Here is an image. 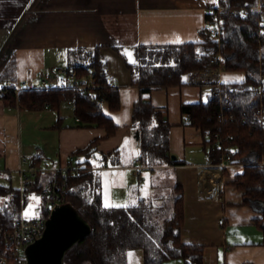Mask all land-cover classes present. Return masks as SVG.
<instances>
[{
    "label": "trees",
    "instance_id": "1",
    "mask_svg": "<svg viewBox=\"0 0 264 264\" xmlns=\"http://www.w3.org/2000/svg\"><path fill=\"white\" fill-rule=\"evenodd\" d=\"M262 13L264 0H217V6L207 12L206 21L217 16L222 23L219 36L214 37L209 27L204 26L198 31L199 41L139 44L133 48L134 63L122 56L138 91L131 128L135 134L139 131V160L148 169L185 164L171 159L172 125L166 117L167 110L151 102V94L171 87L196 84L202 87L205 83L210 86L205 101L181 103L180 113L188 125L201 132L210 164H219L229 157L230 164L243 165V171L235 175L231 184L243 192L244 204L262 210V217L255 222L262 231L264 246V90L252 88L261 85L264 75ZM215 56L219 60L211 63ZM68 57L74 64L67 69L78 77L93 73V86L85 90L64 86L23 89L17 93L12 61L0 75L3 82L0 99L20 110H38L48 103V107L60 111L64 103L71 101L81 126L104 129V139L114 136L120 126L112 114L120 110L121 89L113 83L100 47L70 50ZM211 67H222L225 73L242 74L243 78L230 81L206 78ZM6 82L12 85L6 86ZM102 139H94L71 153L80 176L71 170L58 176V182L68 192L67 204L91 227L89 235L67 252L64 263L127 264L128 251L141 249L144 264H165L174 259L185 264H203L204 246L184 244L181 240L185 219L182 186L175 185L172 194L161 198L157 205L139 198L132 205L105 207L101 173L92 161ZM40 159L38 154L31 158L38 165ZM100 159L121 164L119 149L101 153ZM43 185L37 180L25 189V205L33 192L42 196ZM20 211L19 188L0 185V254H6L5 233L13 228ZM39 215L46 216L47 212L41 209Z\"/></svg>",
    "mask_w": 264,
    "mask_h": 264
},
{
    "label": "crops",
    "instance_id": "2",
    "mask_svg": "<svg viewBox=\"0 0 264 264\" xmlns=\"http://www.w3.org/2000/svg\"><path fill=\"white\" fill-rule=\"evenodd\" d=\"M216 6L217 0H0V75L13 61L16 84L28 79L37 83V77L54 66L68 68L70 50L100 47L113 83L121 89L120 110L112 114L120 127L106 139L104 129L83 127L75 115L69 123L61 109L46 105L38 110H20L0 99V185L8 186L1 183L4 179L20 187L21 156L31 160L40 155L41 167L64 166L73 151L103 138L96 153L101 157V153L119 149L121 160V164L110 167L107 161L103 167L110 177L105 184L102 181L103 202L106 194L110 206H116L111 199L124 202V206L135 204L139 198L148 199V189L139 188L142 171L163 173L171 192L175 185L183 188L181 240L204 246L203 264H264L263 235L255 222L262 217V210L244 204L243 192L231 184L243 165L230 164L222 170L213 167L201 132L188 125L180 113L181 103L202 99L201 86L157 90L150 97L156 107L167 110L172 125L170 151L175 160L185 164L154 169L141 164L139 170V157H135L136 151L131 152L135 139L132 107L138 91L122 54L130 61L127 53L133 60V48L139 44L199 41L198 31L206 26V14ZM65 62L67 66L61 65ZM205 76L230 81L234 75L221 70L217 76ZM202 86L210 88L207 83ZM220 218L224 219L222 225ZM128 253L127 264H144L141 249Z\"/></svg>",
    "mask_w": 264,
    "mask_h": 264
},
{
    "label": "built area",
    "instance_id": "3",
    "mask_svg": "<svg viewBox=\"0 0 264 264\" xmlns=\"http://www.w3.org/2000/svg\"><path fill=\"white\" fill-rule=\"evenodd\" d=\"M222 8H218L221 11ZM258 10H261L259 4ZM214 15L212 20L206 21V26L210 29V34L219 36L221 30V22L218 21ZM262 23L264 24V13H262ZM218 56L211 59V63H217ZM222 67H211L208 70L207 76L219 75ZM94 74L91 73L87 77H78L73 71H69L67 68H61L54 66L49 71L40 74L37 77L38 84L34 80H25L18 84H15L17 93L23 89H47L50 87H71L77 90H85L86 88L94 85ZM12 85V82H6V86ZM253 89L264 90V75L261 76V85L259 87L253 86ZM68 105L75 108L71 101L67 102ZM48 105V103H46ZM229 157L222 160L221 163L213 165L218 170L225 169L230 165ZM20 173V194H21V211L19 216L13 223V228L5 233L4 242L6 254H0V264H27L25 259L26 247L40 238L46 227V220L48 219L51 211L58 205H64L68 203V192L65 186L58 182V176L60 173L71 170L80 176V169L75 165V159L73 155L67 156L64 166L59 167H41L32 160L21 156ZM137 169H142L140 161L138 162ZM141 179V178H140ZM37 180L44 183L42 189L43 205L42 209L47 212L46 216H38L35 218H27L23 210L25 208L24 203V191L25 189L34 184ZM141 182V180H140ZM211 193V192H210ZM218 223L222 225L224 219L220 218Z\"/></svg>",
    "mask_w": 264,
    "mask_h": 264
},
{
    "label": "water",
    "instance_id": "4",
    "mask_svg": "<svg viewBox=\"0 0 264 264\" xmlns=\"http://www.w3.org/2000/svg\"><path fill=\"white\" fill-rule=\"evenodd\" d=\"M135 138H139V131H136ZM171 159L175 160L176 156L172 155ZM90 231L89 222L72 206H55L46 220L42 236L25 249L27 264H65L67 252Z\"/></svg>",
    "mask_w": 264,
    "mask_h": 264
},
{
    "label": "rangeland",
    "instance_id": "5",
    "mask_svg": "<svg viewBox=\"0 0 264 264\" xmlns=\"http://www.w3.org/2000/svg\"><path fill=\"white\" fill-rule=\"evenodd\" d=\"M68 63H69L68 64V66H69L71 64H74V61H69ZM61 65L67 66V63L65 62ZM229 75H231V74H229ZM234 76H233L234 78L233 77H231V78L229 77V78L232 80H239L240 78H243L242 74H239V75L237 74ZM37 84H38V82H37ZM202 92H203L202 99L205 101L207 99V96L209 95L210 88L208 86H202ZM61 112H62V114H65L67 116L69 123H73L74 114L72 113L71 107L69 105L64 103L61 107ZM25 136H27V134ZM130 146H131V152L136 151L137 155H135V157L138 158L140 155V146H139V142L137 141L136 138L132 139V144ZM99 158H100V156L96 153V155L94 156L92 161L94 163V166L100 170L103 184H105L106 180L110 179V177L108 176V173H106V171H103V167L106 163L101 162L100 161L101 159H99ZM107 165H108V167H110V166H112V163L109 161L107 163ZM152 172L153 171H149V170H143L142 171L141 178L143 179V181H142L143 183H142V185L140 184L139 188L148 189V191H149L147 193V195H149L148 201L157 205V204H160V201H161V200H159V196H161V197L163 196L165 198V197L170 196L172 194V192H171V188L168 185V182L165 180V177L163 176V173L156 172L155 174H153ZM1 183L5 184V185H10V182L9 181L7 182V180H4V179L1 180ZM14 187H17V186H14ZM108 197H109V195L106 194V198H104V202L107 204H108V202H106V199ZM111 201L115 202L114 204L116 206H124V205H121L124 202H119L120 200L111 199ZM42 205H43L42 196L40 194H37L36 192H33V194L29 195V197L27 199L23 213H24V215H25V213H27V216L25 215L27 218L38 217L40 212H41ZM85 264H90V263H85ZM165 264H185V263L181 259H174V260L166 262Z\"/></svg>",
    "mask_w": 264,
    "mask_h": 264
},
{
    "label": "snow or ice",
    "instance_id": "6",
    "mask_svg": "<svg viewBox=\"0 0 264 264\" xmlns=\"http://www.w3.org/2000/svg\"><path fill=\"white\" fill-rule=\"evenodd\" d=\"M211 2H212V3H216V0H211ZM126 51H127V50H126ZM127 54H128V56H129V58H130V62H133V63H134L135 61H132V60H131V53H127ZM240 79H242V78H240ZM109 206H110L109 204H107V203L105 204V207H109ZM25 215L27 216V213H25ZM128 255H129V257H131V256L133 255V253L130 252V253H128Z\"/></svg>",
    "mask_w": 264,
    "mask_h": 264
}]
</instances>
